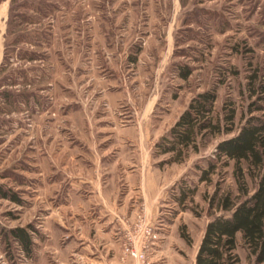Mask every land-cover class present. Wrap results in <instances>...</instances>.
Listing matches in <instances>:
<instances>
[{"label": "rangeland", "instance_id": "obj_1", "mask_svg": "<svg viewBox=\"0 0 264 264\" xmlns=\"http://www.w3.org/2000/svg\"><path fill=\"white\" fill-rule=\"evenodd\" d=\"M254 74L264 85V0H0V185L22 200L0 196V264H195L223 213L209 199L238 194L233 160L200 177L249 116ZM209 89L234 130L165 162L157 141ZM29 225L32 257L6 238ZM238 253L253 264L241 237Z\"/></svg>", "mask_w": 264, "mask_h": 264}, {"label": "trees", "instance_id": "obj_2", "mask_svg": "<svg viewBox=\"0 0 264 264\" xmlns=\"http://www.w3.org/2000/svg\"><path fill=\"white\" fill-rule=\"evenodd\" d=\"M14 1V0H12ZM191 74L189 67L181 70L183 78ZM250 95L256 100L249 107V116L239 131L222 139L216 146L214 159L202 171L201 181H210L219 168L235 162V177L238 194L215 192L209 199L211 207L223 213L214 216L206 225L195 264H242L238 253L239 237L253 264H264V85L256 84L258 76H250ZM5 90L2 97L11 101V94ZM218 94L215 89L205 90L194 96L168 133L156 143L160 154H168L165 162H181L190 150L199 152L210 136L230 133L234 130L236 108L225 106L224 113L216 112ZM243 164H246L244 168ZM246 172L257 179L253 190L249 189ZM194 190L182 188L180 203H185ZM0 196L21 203L15 192L4 190L0 185ZM33 227L16 226L6 231V238L15 242L29 257L33 256L35 240ZM182 236L190 242L189 235L182 230Z\"/></svg>", "mask_w": 264, "mask_h": 264}, {"label": "crops", "instance_id": "obj_3", "mask_svg": "<svg viewBox=\"0 0 264 264\" xmlns=\"http://www.w3.org/2000/svg\"><path fill=\"white\" fill-rule=\"evenodd\" d=\"M90 180L92 181L91 183L92 184H95L94 186L96 187V194H95L96 201H95V205H96V203H100V202H102L104 204V202L108 201L107 199H110V198L109 197L106 198L104 196V192L105 191H103L104 189L102 188V186L99 183L96 184V181L94 183L93 179H90ZM109 202H111V201H109ZM103 207H104V205H103ZM96 208L97 209L99 208V210L102 213L105 212V211H103L105 209H103V208L100 209V206L99 205H96ZM114 219H115L114 216L110 215L109 213L107 214V216H103L102 214H98L95 217H91V219L89 220L90 221L89 222V225L91 224V222L94 223V224H96V225H100L101 222L103 221V222H105V225L107 226L110 223V221H113Z\"/></svg>", "mask_w": 264, "mask_h": 264}, {"label": "built area", "instance_id": "obj_4", "mask_svg": "<svg viewBox=\"0 0 264 264\" xmlns=\"http://www.w3.org/2000/svg\"><path fill=\"white\" fill-rule=\"evenodd\" d=\"M121 224H123V223H121ZM150 231H151V229H150ZM133 252V251H132ZM134 253V252H133ZM139 255L140 256H144V253H139Z\"/></svg>", "mask_w": 264, "mask_h": 264}]
</instances>
